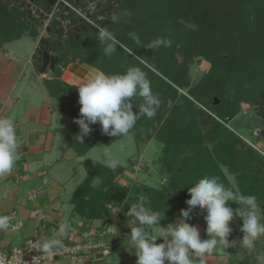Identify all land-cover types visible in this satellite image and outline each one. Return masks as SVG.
I'll return each instance as SVG.
<instances>
[{
    "label": "trees",
    "instance_id": "trees-1",
    "mask_svg": "<svg viewBox=\"0 0 264 264\" xmlns=\"http://www.w3.org/2000/svg\"><path fill=\"white\" fill-rule=\"evenodd\" d=\"M122 1L126 4L121 5L108 17L102 27L108 28L118 37L125 36L127 42H130L129 34L138 31L130 13L137 5L133 0ZM12 3V0H0V46L17 40L24 32L33 37L38 35L36 28L32 29L26 24L29 21L26 10L19 9L18 5L12 6ZM44 4L50 13L49 3ZM263 7L264 0H253L244 9L241 8L243 13H240V18L230 31L223 32L215 41H207L206 46L201 48L203 50L201 54L211 63V69L199 85L190 90V99L179 93V90L187 86L186 63L185 61L178 63L175 58L180 48L192 47L190 45L193 44V40H196L195 43L198 40L199 34L194 31L186 32L184 23L193 22L199 28L210 26L208 20L204 24L198 21L200 5L199 14L193 11L188 14L187 10L182 12L181 9L182 15L175 19L176 23L170 34L161 36L155 27L153 38L170 39L172 46L169 50L168 47H160L159 50L146 52L142 47L140 52L143 57H139L131 55L129 49L123 45L125 49L118 47L111 56H106L103 45L97 39L98 30L94 27L88 33L81 34L78 40L70 39L64 47L55 50L64 66L67 55H71L81 64L109 75L123 74L131 66L140 67L151 81L154 94L170 95L173 98L171 108H162L160 105L153 118L141 117L129 133L133 135L136 144L151 139L162 144L160 172L168 176L164 187L156 188L134 183L121 185L118 183V177L123 174V167L109 169L88 158L82 162L86 177L77 189L73 202L76 204L75 209L87 223L96 219L102 220L100 228L95 231L109 228L113 208H123L126 216L127 209L137 201L140 194L148 197V206L162 214L164 220L161 221V226L178 220L181 210L188 207L186 204L190 199L188 188L204 176H216L220 182L234 191L245 195L254 194L260 205H263L264 176L259 177L256 174L260 172L259 162L262 160L251 149L239 150L238 147L242 146L241 139L226 127L224 122L239 112L241 104L259 103L262 102L261 98L264 99V55L257 56L255 61L243 60L246 49L243 45L250 33L256 31L254 28L257 27L259 31H264L261 22ZM116 15L118 17L115 20L113 17ZM63 18L67 19L68 16ZM53 43L54 46L57 44L56 41ZM54 75L59 77L58 69L54 71ZM56 83L60 87L57 88L60 90L59 96L56 95L59 99L58 110L72 119V124L67 130L68 144L78 157H84L97 143L108 146L123 138L103 134L101 126L97 123L90 126L92 131L83 138V143H80L76 137L80 129L74 122L80 118L78 89L61 81ZM135 103L138 107L139 98H136ZM204 118H208L209 121H204ZM202 128L209 130L207 135L203 133ZM208 143L213 147L210 148ZM223 167L237 177V189L229 184ZM96 177L100 178L98 185L94 182ZM229 206L233 209L238 207L235 203H230ZM203 211L194 209L191 219L187 222L195 224ZM239 221H241L239 218H235L230 224L232 232L229 239H232L234 228ZM160 242L162 241H157ZM116 244L117 240L112 241L111 256L116 253Z\"/></svg>",
    "mask_w": 264,
    "mask_h": 264
},
{
    "label": "clouds",
    "instance_id": "clouds-1",
    "mask_svg": "<svg viewBox=\"0 0 264 264\" xmlns=\"http://www.w3.org/2000/svg\"><path fill=\"white\" fill-rule=\"evenodd\" d=\"M130 38L140 43L136 33ZM97 39L103 45L106 56H111L123 46L114 32L106 27L98 28ZM170 39L160 37L149 43L148 48L171 47ZM129 51H131L129 49ZM80 118L74 122L79 126L76 136L80 143L91 131V125L99 123L103 134L111 137H127L141 117L153 118L161 101L152 90L147 74L137 66H131L123 74L109 75L97 71L78 88ZM139 98L137 107L135 100ZM19 138L15 118L0 119V176L12 172L18 158ZM109 168L115 170L120 161L110 159L108 153L101 157ZM95 184L100 178H94ZM190 199L187 209H182L180 218L161 226L162 214L153 210L149 199L140 194L125 213L131 231L124 241L126 250H134L136 264H207L213 254H227L226 249L236 245L230 241V224L235 218L242 221L241 247L254 248L264 238V208L254 194L241 193L226 187L216 176H204L188 188ZM230 203L238 205L236 209ZM206 211L205 223L208 239H201L197 227L189 224L193 210ZM164 216V213H163ZM11 226L9 215H0V231ZM60 226V231L66 230ZM117 234L115 227H109ZM158 240L162 242L157 243ZM59 240H45L43 252L50 253L60 245ZM257 264H264V254L257 256Z\"/></svg>",
    "mask_w": 264,
    "mask_h": 264
},
{
    "label": "crops",
    "instance_id": "crops-1",
    "mask_svg": "<svg viewBox=\"0 0 264 264\" xmlns=\"http://www.w3.org/2000/svg\"><path fill=\"white\" fill-rule=\"evenodd\" d=\"M18 2H13L12 6L18 5L19 9H24L20 8V1ZM31 18L30 21H33ZM23 38L32 40L28 54L18 51L19 42ZM40 39L38 35L33 37L24 32L17 40L0 46V119L15 118L19 138L16 164L11 173L0 176V215H9L14 211L17 213L16 221L22 224L18 229L3 230L2 241L7 249L20 246L26 239L35 237L42 241L59 240L60 244L68 243L72 240L73 230L95 231L100 228L102 222L96 219L87 223L75 209L74 195L86 177L82 162L88 158L91 150L83 160L78 159L80 157L68 144L67 130L72 124V119L58 110L59 99L56 95L60 91L57 88L60 87L56 81L69 86H78L80 83L72 75L55 77L54 72L40 71V64L33 59ZM83 66L85 65L80 67ZM91 69L97 72L96 69ZM61 116L67 117L68 120ZM262 138L260 141L264 143V137ZM225 176L227 178L228 175L225 173ZM118 183L131 184L125 177H118ZM234 189H237V186H234ZM32 194H36L34 199H30ZM261 207L264 208V201ZM205 216L206 211H203L198 221L191 224L199 229L202 240L208 238ZM114 220L121 222V226L128 221L123 208L112 209V221L109 226L117 227L116 255L119 240L125 237L127 231L123 232L120 225L115 226ZM61 225L67 226L63 232L60 231ZM237 225H242V221ZM118 229L123 232L120 236L121 231ZM235 232L236 226L233 235ZM242 236L243 233L241 236L236 233L235 238L229 240L238 245ZM256 244L251 249L235 245L226 249L227 254H213L208 257L207 264H257V256L264 254V238L259 239ZM232 255L239 257L237 261L232 262ZM244 257L248 258L243 261Z\"/></svg>",
    "mask_w": 264,
    "mask_h": 264
},
{
    "label": "rangeland",
    "instance_id": "rangeland-1",
    "mask_svg": "<svg viewBox=\"0 0 264 264\" xmlns=\"http://www.w3.org/2000/svg\"><path fill=\"white\" fill-rule=\"evenodd\" d=\"M15 4L19 3L16 0H12ZM53 2L49 4L50 13L45 8L46 4L43 2L39 3L37 8L34 11L27 13V25L32 29H37V34L41 39L49 37L53 41L61 42L63 44L65 37L64 31L68 29V21L64 19L63 16L68 13V17L72 15L81 14V16L86 17L91 7L95 4L103 3L106 6L110 5L114 9L125 5L122 0H52ZM132 1V0H131ZM137 5V8L130 11L132 14V19L137 25L138 31H133L140 37V43H136L129 38L130 42H127L125 36L117 38L121 41L122 45L126 46L128 52L131 55H142V47L146 52H151L152 50H159L160 48L149 49L148 45L151 41L156 40L153 38L156 28L158 32L163 35L170 34L173 25L176 23V18L182 12L187 10V13H198L199 14V5H200V14L197 16L198 21L201 23H206L207 20L210 22V26L204 28H199L196 24L184 23L186 29L190 33H198L197 42L193 40L192 47L186 46L180 48L179 54L176 55V61L182 63L185 61V80L187 86L185 89L179 90V93L184 97L191 98L190 90L199 85L201 80L211 69V63L203 56L201 48L206 46V42L209 40H217L223 32L230 31L237 20L240 18L241 8L244 9L246 5L253 2V0H133ZM123 3V4H122ZM46 12L49 14L48 17L45 15L41 16L40 13ZM262 19L261 22L264 25V7H263ZM185 14L187 16L188 14ZM240 14V15H239ZM184 16V15H183ZM35 18L33 21H30L29 18ZM66 17V16H65ZM117 15L113 18L116 20ZM100 19V18H99ZM98 18L92 20V23L98 28L104 26L101 24ZM35 22V23H33ZM130 23V22H129ZM156 27V28H155ZM52 29L48 31V29ZM95 28V27H94ZM135 28V27H134ZM135 28V29H136ZM140 28V29H139ZM96 29V28H95ZM160 29V30H159ZM254 32L250 33L248 39L243 45L245 53L243 55V60L245 62L255 61L257 56L264 55V31H259L258 27L254 28ZM132 32V33H133ZM176 32V31H175ZM155 37V36H154ZM32 40L28 38H23L19 42V53L25 54L29 52L31 47ZM124 46H121L125 49ZM139 46V47H137ZM141 46V47H140ZM175 47V46H173ZM177 47V46H176ZM178 48V47H177ZM170 48L168 47V50ZM141 51V52H140ZM141 54V55H139ZM55 55L57 53L55 52ZM67 62L64 66L62 63L58 67L59 76L69 75L74 76L79 81L80 84L75 87H79L83 83H86L95 73L92 67L83 66L78 60L73 59L71 55H67ZM98 71V70H97ZM69 98V97H68ZM158 98L161 101V107L171 108L173 105V98L170 95H160ZM262 102L253 103V104H241L239 112L235 116H230L225 122L226 127L233 131L242 141V146H239V150L245 151L246 149H251L256 153L262 162H259L260 172L256 173L257 176H264V143L260 141V133L264 132V99L261 98ZM57 107V106H56ZM213 117V115H211ZM63 119L68 120L67 117L61 116ZM204 121H209L208 118H204ZM207 123V122H206ZM210 123V122H209ZM203 133L207 135V128H202ZM264 137V134L262 135ZM210 148L213 147L208 143ZM162 144L156 140L142 141L136 144L133 135L129 134L127 137H123L120 140L113 142L110 145H104L103 143L96 144L90 151L88 158L93 159L94 161L99 162L103 166L109 168L104 162H102L101 157L104 153H108L110 159H115L120 161L119 166H123V173L119 178H127L130 183L137 185H149L151 187L162 188L167 184V175L162 174L160 169L162 168L160 163V157L162 156ZM80 159V158H78ZM111 169V168H109ZM223 171L228 175V182L232 187L238 186V179L234 175H229L227 169L223 167ZM121 222L114 220L113 224L120 225ZM121 226V225H120ZM122 231L125 232V237L120 238L118 243L117 254L113 257L108 258L110 264H119L123 262L124 264H136V256L134 255V250L129 252L126 250L124 241L127 238V235L131 230L128 226V221L122 224ZM241 225H236L235 235H242L240 232ZM117 228V227H116ZM97 230V229H96ZM117 230V229H116ZM114 231V230H113ZM118 231H121L118 229ZM120 232L119 236L121 235ZM115 232V231H114ZM235 235L233 237L235 238ZM232 237V238H233ZM243 237V236H242ZM209 238V237H208ZM207 238V239H208ZM115 240L117 237L114 238ZM114 240V241H115ZM242 240V239H241ZM239 240V244L240 241ZM118 241V240H117ZM238 241V238L236 239ZM236 245L235 247L239 246ZM257 245V244H256ZM259 248V246H256ZM226 251V250H225ZM234 257V258H233ZM233 260L237 261L235 255L230 257ZM248 257H244L246 260ZM252 257L250 256L249 259ZM60 263H67L64 260H59ZM56 263V262H55Z\"/></svg>",
    "mask_w": 264,
    "mask_h": 264
},
{
    "label": "built area",
    "instance_id": "built-area-1",
    "mask_svg": "<svg viewBox=\"0 0 264 264\" xmlns=\"http://www.w3.org/2000/svg\"><path fill=\"white\" fill-rule=\"evenodd\" d=\"M98 30V27L93 24ZM32 194L30 199H34ZM36 215V212L34 213ZM11 226L9 229H18L22 226L16 221L17 213L12 211ZM3 231H0V264H44L64 260L68 264H110L112 241L115 232L107 228L102 231L73 230L72 240L57 246L52 252L42 250L43 241L38 238L26 239L20 246L7 249L3 245ZM77 239V240H76Z\"/></svg>",
    "mask_w": 264,
    "mask_h": 264
},
{
    "label": "flooded vegetation",
    "instance_id": "flooded-vegetation-1",
    "mask_svg": "<svg viewBox=\"0 0 264 264\" xmlns=\"http://www.w3.org/2000/svg\"><path fill=\"white\" fill-rule=\"evenodd\" d=\"M17 1V0H16ZM20 1V4L22 3V1H25L24 3V9L26 10V12H31V11H34L37 6L39 5V3L41 2H47L49 4H51L53 1L51 0H18ZM46 8V7H45ZM43 7L41 8H38L39 10L40 9H45ZM117 9H114L112 6L108 5L106 6L105 4L103 3H98V4H95L93 7H91V10L85 14L86 17H83L81 16V14H76V15H72L71 17H68L66 21H68V29H66L64 31V34H65V37H68L66 39H64L63 41V44L61 45V42L57 41L56 45L54 46V43H53V40H51L49 37H46L45 39H40L39 43H38V46H37V49L35 50L34 52V55L36 58H39V53L41 52H48L50 54V57H52L54 59V64H53V68H51V60L49 61V63L47 64L46 66V71H49V72H54L56 69H58V67H60L61 65V62L60 60L58 59L57 55H55V50L59 47H64L65 46V43L68 41V40H78L81 36V34L83 33H88L90 29H92L94 26H93V23H92V20L94 19H99L101 24L102 25H105L106 24V20L108 17H110L112 14H114L116 12ZM41 16L45 15V17H48L49 14H46V12H43L42 10V13H40ZM66 17L69 16L68 13H66L65 15ZM77 19H83L84 23H85V28L86 30H80L79 32H75L73 30V28H78L80 29V27L82 26V23H79L78 21H76L75 24H71V20H77ZM48 31H50L48 29ZM40 64V67H42V64Z\"/></svg>",
    "mask_w": 264,
    "mask_h": 264
},
{
    "label": "water",
    "instance_id": "water-1",
    "mask_svg": "<svg viewBox=\"0 0 264 264\" xmlns=\"http://www.w3.org/2000/svg\"><path fill=\"white\" fill-rule=\"evenodd\" d=\"M18 1V0H17ZM52 1V0H51ZM55 2V1H54ZM24 3H25V1H22V3L20 4V8H23L24 7ZM124 6V5H123ZM115 9H118V7H116ZM31 19H35V18H31ZM76 21H78L79 23H82V26L80 27V29H78V28H73V30L75 31V32H79L81 29L82 30H86V28H85V23L83 22L84 20L83 19H77V20H71V24L73 25V24H75L76 23ZM33 59L37 62V63H41L42 64V67H41V69H40V71L42 72V73H44V71H45V69H46V66H47V64L49 63V61L51 60V68H53V62H54V59L52 58V57H50V54L48 53V52H41V53H39V58H36L35 57V55H34V57H33ZM258 135H260V137H261V139H263L262 138V133H260L259 131H257L256 132ZM80 161L81 160H83V157H80V159H79Z\"/></svg>",
    "mask_w": 264,
    "mask_h": 264
}]
</instances>
